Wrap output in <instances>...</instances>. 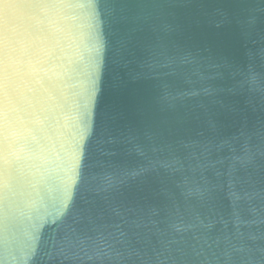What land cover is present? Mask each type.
Instances as JSON below:
<instances>
[{
	"label": "water",
	"instance_id": "obj_1",
	"mask_svg": "<svg viewBox=\"0 0 264 264\" xmlns=\"http://www.w3.org/2000/svg\"><path fill=\"white\" fill-rule=\"evenodd\" d=\"M0 264H264V0H0Z\"/></svg>",
	"mask_w": 264,
	"mask_h": 264
}]
</instances>
